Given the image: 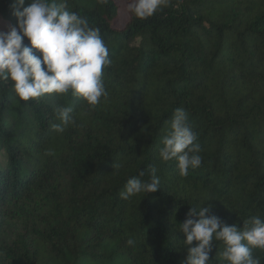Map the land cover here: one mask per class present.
<instances>
[{
  "label": "trees",
  "instance_id": "1",
  "mask_svg": "<svg viewBox=\"0 0 264 264\" xmlns=\"http://www.w3.org/2000/svg\"><path fill=\"white\" fill-rule=\"evenodd\" d=\"M66 2L108 47L107 97L24 102L0 81V264H184L191 207L238 229L264 219V0H166L143 20L128 11L119 29L116 0ZM12 3L0 0L8 26ZM61 106L76 123L57 133ZM177 108L202 158L187 176L159 155ZM152 169L156 193L121 199ZM223 247L209 264H227ZM252 254L264 264V250Z\"/></svg>",
  "mask_w": 264,
  "mask_h": 264
},
{
  "label": "clouds",
  "instance_id": "2",
  "mask_svg": "<svg viewBox=\"0 0 264 264\" xmlns=\"http://www.w3.org/2000/svg\"><path fill=\"white\" fill-rule=\"evenodd\" d=\"M106 4L108 0H98ZM166 0H128L127 10L137 19L151 17ZM13 0L12 14L15 26L0 31V81H10L14 94L20 101H37L49 94L63 95L71 92L88 105H98L107 97L102 80V70L111 63L109 50L101 37L100 29L92 27L87 18L69 9L66 0ZM25 39L30 46H25ZM60 123L52 129L63 133L75 125L71 107L55 109ZM197 134L188 122V114L177 108L166 135L162 139L160 158L175 160L180 175L187 176L189 169L202 163ZM130 178L121 199L128 200L138 194L156 193L160 179L151 170L150 179ZM203 205L190 208L188 218L180 225L186 237L184 264H209L215 241L223 243L221 258L227 264H262L254 257L253 249L264 250V219L259 215L243 221V228L228 225ZM193 242L195 246H193ZM132 244V241H128Z\"/></svg>",
  "mask_w": 264,
  "mask_h": 264
},
{
  "label": "rangeland",
  "instance_id": "3",
  "mask_svg": "<svg viewBox=\"0 0 264 264\" xmlns=\"http://www.w3.org/2000/svg\"><path fill=\"white\" fill-rule=\"evenodd\" d=\"M117 4L119 6V16L117 18V21L115 23V28L119 29V28H123L127 19H128V15H127V1L128 0H116ZM9 26L4 24L3 22H0V31H8ZM4 163V159L2 157H0V165H2Z\"/></svg>",
  "mask_w": 264,
  "mask_h": 264
}]
</instances>
